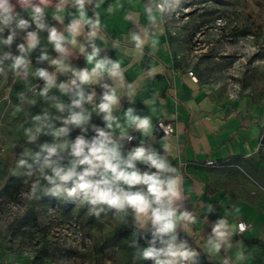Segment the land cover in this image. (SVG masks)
I'll list each match as a JSON object with an SVG mask.
<instances>
[{"label":"clouds","instance_id":"obj_1","mask_svg":"<svg viewBox=\"0 0 264 264\" xmlns=\"http://www.w3.org/2000/svg\"><path fill=\"white\" fill-rule=\"evenodd\" d=\"M100 2L0 0V76H7L8 71L14 77L26 79L30 75L31 53L41 45L40 32L47 33V43L58 54L52 58L46 48H41L37 63L48 62L55 71L42 67L32 74L44 81L38 95L51 100V106L61 115L53 116L44 110L33 116L31 126L24 129L29 145L36 144L41 135L52 140L39 144L38 150L24 148L17 167L24 170L26 177H35L31 183L33 195L41 190L43 181L50 186V195H63L73 203L87 204L89 213L96 217L108 212L114 217L131 215L140 235L130 246L137 250L140 259L152 264H198L199 252L186 238L197 218L183 208L181 174L169 161L166 150L161 152L148 142L128 147L136 139L133 133L150 134V117H141L131 107L123 120L116 115L123 98L132 103L135 88L126 85L121 63L102 55V49L95 43L101 32V17L96 11ZM172 3L173 0H146L144 9L154 19L155 12L163 14ZM49 7L54 8L53 20L61 27L47 22L45 9ZM66 10L69 19L65 24L61 15ZM113 10L110 5L108 11ZM22 12L29 13L27 19ZM33 25L35 30H30ZM147 33L148 29H144L143 36L139 30L130 33L129 42L134 46L130 52L143 55ZM18 37L23 42L16 44L19 55H14L11 47ZM118 45L117 41L113 47ZM77 53L90 68L73 65L71 61ZM5 61H10L7 68ZM58 75L68 78L58 83ZM54 88L70 102L50 97ZM97 88L101 89L99 94ZM29 91L37 94L35 89ZM27 102L35 104V100ZM93 114L101 118L102 125L92 123ZM76 130L79 134L73 139L71 135ZM210 227L205 244L209 255L226 252L233 246L237 225L230 224L225 216ZM238 229L243 232L245 225L239 224ZM140 239L144 240V246ZM236 258L243 260V251ZM223 264H229L228 257Z\"/></svg>","mask_w":264,"mask_h":264},{"label":"rangeland","instance_id":"obj_2","mask_svg":"<svg viewBox=\"0 0 264 264\" xmlns=\"http://www.w3.org/2000/svg\"><path fill=\"white\" fill-rule=\"evenodd\" d=\"M165 17L176 58L204 87L226 98L248 97L264 107V0H173ZM16 44L11 52L19 55ZM31 60L26 79L11 71L0 76V264H152L130 246L140 235L131 215L114 217L108 212L96 217L87 204L50 195V186L43 181L41 190L31 193L35 177H26L17 167L19 153L24 148L38 150L52 137L41 135L29 145L24 129L44 110L61 115L51 100L38 95L44 81L32 74L40 68L35 52ZM4 63L7 68L10 61ZM35 84L34 95L29 89ZM49 96L70 102L55 88ZM92 123L97 124L96 114ZM78 134L73 131L71 138ZM261 142L258 160L250 167L264 185ZM14 174L22 182L9 196L6 184ZM139 243L144 246L143 239ZM252 256V264H264V248L253 250Z\"/></svg>","mask_w":264,"mask_h":264},{"label":"crops","instance_id":"obj_3","mask_svg":"<svg viewBox=\"0 0 264 264\" xmlns=\"http://www.w3.org/2000/svg\"><path fill=\"white\" fill-rule=\"evenodd\" d=\"M145 2L101 0L96 9L102 23L100 38L95 43L102 49V55L121 63L126 85L135 88L132 103L123 98L116 115L123 120L131 107L136 109V114L152 121L150 134L133 133L136 139L128 147L148 142L161 152L166 150L169 161L181 174L183 208L197 218L190 226L188 239L199 252L198 264H223L225 257L229 258V264H252L253 250L264 248V185L250 167L258 160L262 145L264 107L244 96L222 97L192 79L174 54L165 12H155L154 19H150L144 9ZM110 5L114 8L112 12L108 11ZM45 11L47 22L61 27L53 20L54 8ZM92 14L90 11L89 15ZM61 18L65 24L68 22L67 10ZM144 29H148V38L143 55L130 52L134 47L129 42L130 33L139 30L143 36ZM39 35L41 45L34 51L36 59L41 48H46L49 56L55 58L58 54L47 43V33ZM117 41L118 47H113ZM71 62L79 68L91 67L78 53ZM37 64L55 71L48 62ZM67 78L58 75V83ZM100 91L97 88L98 94ZM96 118L97 125H102L101 118L97 115ZM158 120L171 122L174 132L164 135L156 124ZM205 160L218 165H205ZM225 216L230 224L244 221L249 227L241 233L236 231L233 246L226 252L209 255L205 244L210 226ZM240 251L244 253L243 260L236 258Z\"/></svg>","mask_w":264,"mask_h":264},{"label":"built area","instance_id":"obj_4","mask_svg":"<svg viewBox=\"0 0 264 264\" xmlns=\"http://www.w3.org/2000/svg\"><path fill=\"white\" fill-rule=\"evenodd\" d=\"M24 15H29V13L28 12H25L24 13ZM28 17V16H27ZM30 30H35V26L33 25V28L32 29H30ZM22 39H20L19 37L17 38V40H16V42H17V44H19V43H22ZM32 61V60H31ZM187 74L192 78V79H194L195 81L197 80V77H196V75L194 74V71L192 70V69H188L187 70ZM33 89H35V90H37V84H35L34 86H33ZM156 124H157V126L161 129V131H162V133L164 134V135H170V134H172L173 132H174V127H173V124L171 123V122H168V121H165V120H158L157 122H156ZM205 165H208V166H216V165H218L215 161H213V160H205ZM241 223H243L244 225H245V229L246 228H248L249 227V224L248 223H246V222H244V221H238L237 222V232L238 233H241L240 231H239V229H238V225L239 224H241ZM182 237L184 236V234H182L181 235ZM187 239H188V237H186Z\"/></svg>","mask_w":264,"mask_h":264},{"label":"trees","instance_id":"obj_5","mask_svg":"<svg viewBox=\"0 0 264 264\" xmlns=\"http://www.w3.org/2000/svg\"><path fill=\"white\" fill-rule=\"evenodd\" d=\"M261 140L264 141V133L262 135ZM21 178L18 174H14L8 178L7 184H6V191L9 196H12L14 192L17 191V188L21 184Z\"/></svg>","mask_w":264,"mask_h":264}]
</instances>
